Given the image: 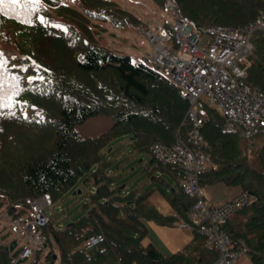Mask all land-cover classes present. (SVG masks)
<instances>
[{
	"label": "trees",
	"instance_id": "1",
	"mask_svg": "<svg viewBox=\"0 0 264 264\" xmlns=\"http://www.w3.org/2000/svg\"><path fill=\"white\" fill-rule=\"evenodd\" d=\"M172 1L195 28L248 24L264 13V0ZM79 2L81 8L55 3L65 27L38 17V4L30 13L17 12L18 6H0V29L8 21V29L0 31V205L6 200L8 212L20 216L31 200L42 195H47L48 206L55 204L80 177L95 186L75 219L61 224L54 213L49 215L43 226L45 244L31 259L13 261L8 246L0 242V264L215 263L219 249L207 243L203 231L207 224L188 215L195 197L182 187L180 169L153 152L155 143H173L177 137L217 163L200 173L202 182H222L250 193V203L226 218L220 230L255 264H264V143L257 152L260 167H255L240 146V135L228 133L222 114L205 100L202 140L190 138L189 101L173 80L160 67L95 41L91 18L105 21L117 11L134 19L135 15L114 0ZM247 59L245 81L264 95L263 30L254 32ZM29 101L46 114L36 117L17 109ZM99 112L114 117L110 128L95 136L79 135L75 125ZM122 135L128 136L129 158L136 155L132 159L136 172L126 163L113 171L115 157L104 150ZM158 171L170 174L175 183ZM156 189L176 216H163L146 201ZM151 213L164 222L187 221L192 239L171 254L144 245L147 228L142 218ZM91 236L99 240L90 243ZM10 245H18V239H11Z\"/></svg>",
	"mask_w": 264,
	"mask_h": 264
},
{
	"label": "built area",
	"instance_id": "2",
	"mask_svg": "<svg viewBox=\"0 0 264 264\" xmlns=\"http://www.w3.org/2000/svg\"><path fill=\"white\" fill-rule=\"evenodd\" d=\"M167 5L174 15L171 31L162 24H157L155 28H142L150 43V50L143 54L142 61L168 69L169 77L188 99L186 118L191 123L189 137L202 140L200 128L206 119L202 100L222 114L228 133L249 140L264 133V95L244 78L249 65L247 53L252 48V36L257 30L264 31V13L261 12L248 24L215 23L195 28L179 14L171 0H167ZM153 152L164 162L180 169L182 187L195 197L188 215L207 224L203 231L208 235V245H216L219 249L217 264H236L239 256L246 253L245 249L221 231L220 225L237 209L250 203V193L239 191L220 204L210 203L205 198L207 183L200 180L203 170L217 167L208 153L179 137L173 143H155ZM31 205L34 211L32 223L20 217H11L6 211L0 212V224L9 225L8 228L16 236L25 239L24 247L17 252L18 247H11L9 240L2 238L0 233V242L8 246L13 261L27 257L46 241L43 231L48 221L44 211L46 195L32 200ZM177 223L182 227L191 226L185 220ZM28 224L31 225L30 231ZM98 240V237H90V243Z\"/></svg>",
	"mask_w": 264,
	"mask_h": 264
},
{
	"label": "rangeland",
	"instance_id": "3",
	"mask_svg": "<svg viewBox=\"0 0 264 264\" xmlns=\"http://www.w3.org/2000/svg\"><path fill=\"white\" fill-rule=\"evenodd\" d=\"M58 1L59 0H40V3L38 4L40 5L38 17L42 19L44 18L45 22L49 25L65 27V23L62 22L63 19H59V15L55 8V3H57ZM60 1L67 3L73 7L81 8L79 0ZM114 1H116L120 8L129 11L130 13H133L135 15V19L131 18L127 14L122 13L121 11H117V13L112 14L110 17L107 18L108 20L105 21L91 18L90 27L94 31L93 33L95 34V41L107 46L108 48L117 53L130 54L134 60H140V55L150 50V43L148 41V38L146 37L141 28H155L157 24H162L167 28L168 31H171V23L174 20L173 12L168 9L167 4L159 0ZM6 24H8V21L4 20L0 29L1 32L8 29V27L5 26ZM12 44L10 46H13ZM160 70L163 73L168 74V69L160 67ZM201 98L204 99L205 96L202 95ZM32 103V101H29L26 107L19 106L17 109L23 114L30 112L36 117L44 116L46 114V110L44 108L38 107ZM113 121L114 117L112 115L104 112H99L77 123L75 125V130L81 136H95L108 130L112 125ZM263 143L264 133L255 135L252 140H249L246 137L240 135V146L244 150V153L250 159L252 165L255 167H260L257 152L261 144ZM130 149L131 147L128 144L127 135H122L121 137L112 140L108 145L105 146V152L115 157L113 164H115L114 166L116 167L113 168V171L119 170L121 166L125 165V163L132 167L130 169L131 172H136L138 170V167L132 161V159L136 158V155L131 156V158H129ZM119 163L121 165H119ZM140 164L142 163L139 162V165ZM157 174H163L168 181L175 183V180L170 174L160 171H158ZM83 179L84 177H80L79 180L68 191L63 194V198L61 200H59L55 204H51L46 207L45 212L47 213L48 217L51 213H54L56 215V218L59 219V222L61 224H64L70 220L75 219L81 212H83L82 203L88 199L89 191L92 192L95 189V186L92 183H85ZM158 184L166 185L162 183ZM210 185H214L216 190L217 187H227L232 189L235 188L234 186L225 185L222 182H213ZM155 191L159 195H163L159 189H156ZM219 194L221 195L223 194V192L220 191ZM146 201L150 204L149 198ZM19 207L20 206L17 205V209H21ZM1 211H7L6 200L0 205V212ZM32 211V205L31 207L27 206L20 217L23 218L27 215L32 216ZM252 212L253 209L250 208L249 214H251ZM28 222L32 223L33 218L29 219ZM28 225L29 226L27 229L28 231H30L31 225ZM0 227V233L2 238L9 240L15 237L14 232H12L8 228L9 225L5 226L3 223H1ZM33 255L34 254H32V256ZM26 262H23L21 264H24ZM39 264L43 263L41 262ZM56 264H59V262H57Z\"/></svg>",
	"mask_w": 264,
	"mask_h": 264
},
{
	"label": "crops",
	"instance_id": "4",
	"mask_svg": "<svg viewBox=\"0 0 264 264\" xmlns=\"http://www.w3.org/2000/svg\"><path fill=\"white\" fill-rule=\"evenodd\" d=\"M141 56V55H140ZM211 184V183H210ZM207 184L205 187L207 195L206 200L210 203L220 204L239 192L235 188L217 187ZM222 191L223 194H219ZM150 205L156 209L157 213L163 216H176V210L170 204V202L164 197L154 191L149 196ZM148 214L143 219V222L147 228V233L142 238L144 245L153 244L162 254H171L184 247L193 237L192 227H182L177 222L181 219H175L172 222H164L154 215ZM213 264H217V261ZM236 264H255L250 255L243 253L237 259Z\"/></svg>",
	"mask_w": 264,
	"mask_h": 264
},
{
	"label": "snow or ice",
	"instance_id": "5",
	"mask_svg": "<svg viewBox=\"0 0 264 264\" xmlns=\"http://www.w3.org/2000/svg\"><path fill=\"white\" fill-rule=\"evenodd\" d=\"M40 0H0V6L9 4L17 7V12H28L30 13L33 9L31 8L34 4H39ZM18 19H21V22H27L26 19L17 16ZM2 56V53H0Z\"/></svg>",
	"mask_w": 264,
	"mask_h": 264
},
{
	"label": "water",
	"instance_id": "6",
	"mask_svg": "<svg viewBox=\"0 0 264 264\" xmlns=\"http://www.w3.org/2000/svg\"><path fill=\"white\" fill-rule=\"evenodd\" d=\"M57 255L56 254H54V257H56Z\"/></svg>",
	"mask_w": 264,
	"mask_h": 264
}]
</instances>
